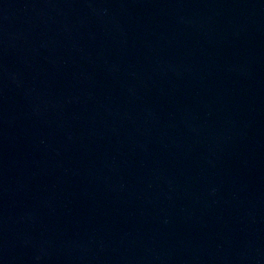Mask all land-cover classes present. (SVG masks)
Wrapping results in <instances>:
<instances>
[{
  "label": "water",
  "instance_id": "obj_1",
  "mask_svg": "<svg viewBox=\"0 0 264 264\" xmlns=\"http://www.w3.org/2000/svg\"><path fill=\"white\" fill-rule=\"evenodd\" d=\"M0 264H264V0H0Z\"/></svg>",
  "mask_w": 264,
  "mask_h": 264
}]
</instances>
